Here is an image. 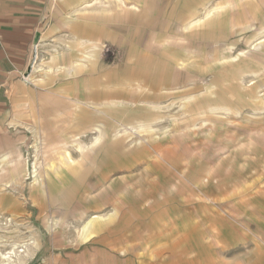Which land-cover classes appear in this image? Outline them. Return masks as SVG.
Segmentation results:
<instances>
[{
	"label": "rangeland",
	"instance_id": "1",
	"mask_svg": "<svg viewBox=\"0 0 264 264\" xmlns=\"http://www.w3.org/2000/svg\"><path fill=\"white\" fill-rule=\"evenodd\" d=\"M166 1L78 0L77 8L90 2L96 10L84 16H68L70 1H62L57 14L61 33L54 43L65 49L60 59L84 67L91 58V47L86 48L84 42L86 24L99 27L107 16L115 21L120 11L121 15L137 11L142 19L145 14L159 16ZM116 4L127 6L115 11ZM252 29L258 30L255 41L232 56L240 63H218L201 77L192 64L182 66L181 76L192 79L180 81L171 95L158 98L152 106L156 111L140 112L145 127L111 126V119L98 111L95 123L109 124L111 134L107 135L108 141L96 145L92 143L98 136L93 131L97 127L81 126L85 123L84 113H77L82 128L71 125L72 115L70 120L61 115L59 126H48L46 122L42 133L26 144L24 157L32 172L36 151L42 153L36 165L40 178L25 176L27 171L15 178L0 168V239L4 242L0 254L9 252L17 242L36 240L37 250L28 264H244L245 251L238 250L244 242L242 234L229 236L228 223L220 216L206 223L205 239H198L197 224L188 223L193 217L186 214L190 207L186 199L197 196V185L203 183L205 191L201 188V193L213 197L214 179L217 184L222 180L238 184L248 175L250 179L264 176V31L256 25ZM41 63L36 64L35 68L41 66L40 70L34 68L36 72L46 71L47 63ZM243 68L249 73H240ZM105 99L96 95L94 103ZM125 114L126 120L138 119L135 113ZM62 141L69 146L60 153L57 145ZM83 143L89 148L80 154L73 147ZM117 150L132 154L150 151L155 157L141 162L126 158L125 169L131 173L112 178L116 186L110 190V177L103 176L104 171L100 173L95 166L103 152ZM138 161L140 166L136 165ZM118 205H124L125 216L141 218L140 240L130 241L135 246L126 250L128 254L122 248H92L98 241L94 238L104 235L108 223L116 219L118 213L111 209ZM167 207H172L171 216L165 212ZM154 216L157 222L149 223ZM121 219L132 222L133 218ZM154 228L156 239L150 237ZM213 230L222 233L213 238ZM255 264H264L262 254Z\"/></svg>",
	"mask_w": 264,
	"mask_h": 264
},
{
	"label": "crops",
	"instance_id": "2",
	"mask_svg": "<svg viewBox=\"0 0 264 264\" xmlns=\"http://www.w3.org/2000/svg\"><path fill=\"white\" fill-rule=\"evenodd\" d=\"M62 1L0 0V168L5 170V175L16 176L13 162L18 160H21L19 175L25 173L26 144L42 133L46 122L48 126H59L61 115L69 120L72 115L71 125L77 127L81 125L77 123L80 112L85 115L81 126L104 127L108 136L111 132L107 128L112 125L145 127L147 123L140 112L156 111L152 106H156L154 102L158 98L171 95L180 81L192 79L181 76L182 66L192 64L201 77L218 63L228 66L240 63V59L232 56L255 41L258 30L252 27L256 25L264 31V0H167L159 16L145 14L142 19L137 11L122 15L120 11L115 21H109L107 16L99 27L86 24L84 42L86 48L91 47V58L84 67H78L62 61L59 56L65 49L54 45L61 33L57 14ZM68 1L71 6L68 16L96 11L89 6L90 2L77 8L78 0ZM123 6L127 5L116 4L114 10ZM132 7L139 9L136 5ZM40 61L47 63L46 71L36 72L34 68ZM243 69L240 73H249ZM96 95L105 97L106 101L94 103ZM98 111L111 119V126L95 123ZM126 112L135 113L138 119L126 120ZM107 137L101 141H108ZM153 155L150 151L135 154L106 151L95 168L110 177V190H115L112 178L116 180L131 173L125 169L126 158L141 162ZM139 161L137 166L141 165ZM90 165L94 166L93 162ZM26 169H30L29 161ZM249 176L238 184L223 180L217 184L214 179L213 197L201 193L205 184H198L197 196L186 199L190 206L186 214L191 213L193 218L188 223L197 224L201 240L205 239L206 223L223 217L228 223L229 236L241 233L240 238L244 239L238 245V250L242 248L246 254L245 262L241 263L255 264L258 255L264 256V176L252 179ZM112 210L118 212L116 219L108 223L104 235L94 238L98 241L92 248L101 246L112 251L122 248L128 254L126 250L135 246L130 241L140 240L141 218L125 216L124 205ZM165 212L171 216L172 207H167ZM122 217L133 219L131 222ZM151 220L149 223L157 222L155 216ZM156 229L150 236L152 239L157 238ZM213 233V238H217L222 232L213 230ZM250 257L251 262L247 263Z\"/></svg>",
	"mask_w": 264,
	"mask_h": 264
},
{
	"label": "bare ground",
	"instance_id": "3",
	"mask_svg": "<svg viewBox=\"0 0 264 264\" xmlns=\"http://www.w3.org/2000/svg\"><path fill=\"white\" fill-rule=\"evenodd\" d=\"M87 4V3H86ZM106 4V3H105ZM93 4L89 5V6H92ZM86 6V5H85ZM84 6V7H85ZM88 6V5H87ZM87 8V7H86ZM85 9V8H84ZM84 9H82L84 11ZM81 11V10H80ZM72 15V14H71ZM74 15V14H73ZM56 52V50H55ZM41 66H38L35 68V70H40ZM90 81V80H89ZM83 95V94H82ZM84 98V97H83ZM84 100V99H83ZM115 100V99H114ZM118 100V99H117ZM90 101V100H89ZM92 101V100H91ZM103 101V100H102ZM113 101V100H112ZM78 102V101H77ZM119 102V101H118ZM122 102V101H121ZM98 104V103H97ZM108 104V103H107ZM113 104V103H112ZM89 105V104H88ZM153 105V104H152ZM100 106V105H99ZM90 107V106H89ZM93 109V108H92ZM108 109V108H107ZM99 114V113H98ZM75 115V114H73ZM101 116V115H100ZM99 116V117H100ZM113 126V125H112ZM81 127V126H80ZM82 128V127H81ZM95 129V128H94ZM93 131H97V134L98 136L95 137V140L93 141L92 144H96L99 143L101 140H105V138L107 137V134H106V131L104 128L102 127H99L97 126V128ZM122 129V128H121ZM90 131V130H89ZM94 136V135H93ZM79 138V137H78ZM115 138V137H114ZM79 140V139H78ZM80 142V141H79ZM73 145V144H72ZM66 146H69L66 142L62 141V142H59L58 145H57V150L61 151L60 153H63V151L66 149ZM93 146V145H92ZM63 148V149H62ZM74 150L77 152H79L80 154H85L87 151H85L87 148H89V145L87 144H76V146L73 147ZM92 148V147H91ZM66 151V150H65ZM64 151V152H65ZM36 154L35 157H36V160H35V163L33 165V170L32 172H30L29 170L26 169V165L28 163V160L26 159L24 161L25 163V173L26 175L25 176H32L31 178H33L34 180H37L39 179L38 178V175L37 174V168H36V165L39 161V159L43 156L42 153H40L38 150L36 151ZM68 153V152H67ZM80 157V156H79ZM162 157V156H161ZM163 158V157H162ZM154 160V159H153ZM68 162V161H67ZM14 172L16 173V176L15 178H20L21 175H19V172H20V166H21V160H18V161H15L14 162ZM104 166V165H103ZM160 166V165H159ZM119 167V166H118ZM120 169L122 167H119ZM55 172H58V171H55ZM171 172V171H170ZM94 175V174H93ZM92 175V176H93ZM174 176V175H173ZM171 177V176H170ZM173 179V178H172ZM15 189V188H14ZM22 191V190H21ZM104 213V212H103ZM118 213V212H117ZM109 214V213H108ZM139 214V213H138ZM104 215V214H103ZM115 215V214H114ZM99 216V215H98ZM85 217V215H84ZM91 218V217H90ZM90 221V220H89ZM7 223H9V221H7ZM12 223V220L10 221V224ZM91 223V222H90ZM89 223V224H90ZM51 230L54 231L56 229V226L53 225L51 226ZM87 226L84 227V231L86 230ZM19 231V230H18ZM86 232V231H85ZM25 236V235H24ZM23 236V237H24ZM1 238V237H0ZM2 239H0V244L1 243H4L3 241H1ZM7 243V242H6ZM9 243V242H8ZM136 248V247H135ZM36 250H37V244H36V240L35 241H24V242H20L17 244H13V247L12 249L5 253V254H0V264H28L29 261H31L34 256H35V253H36ZM168 253V252H167Z\"/></svg>",
	"mask_w": 264,
	"mask_h": 264
}]
</instances>
